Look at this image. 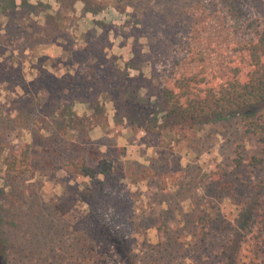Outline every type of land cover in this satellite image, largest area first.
Wrapping results in <instances>:
<instances>
[{
    "label": "rangeland",
    "instance_id": "rangeland-1",
    "mask_svg": "<svg viewBox=\"0 0 264 264\" xmlns=\"http://www.w3.org/2000/svg\"><path fill=\"white\" fill-rule=\"evenodd\" d=\"M10 6L0 0V226L12 264H28L27 257L36 264H125L106 234L127 239L135 264H259L264 147L244 133L239 116L171 126L159 90L180 76L216 84L233 66L246 71L243 45L264 32V0H85V9L100 13V35L87 34L91 50L73 53L94 61L97 86L83 83L80 72L70 80L51 77L41 69V49L31 60L29 49L56 33L22 15L49 9L38 3L19 14ZM110 38L112 49L95 47ZM80 99L95 106L93 122L104 123L101 102L113 103L131 141L150 147L145 168L121 160L113 137L100 142L101 155L100 143L66 130L75 114L68 106ZM127 102L140 103L150 130ZM20 143L30 146L28 170L7 174L8 147ZM81 156L91 168L101 159L111 164L103 187L64 166ZM252 158L260 164L250 165Z\"/></svg>",
    "mask_w": 264,
    "mask_h": 264
},
{
    "label": "trees",
    "instance_id": "trees-1",
    "mask_svg": "<svg viewBox=\"0 0 264 264\" xmlns=\"http://www.w3.org/2000/svg\"><path fill=\"white\" fill-rule=\"evenodd\" d=\"M33 37V35H31ZM255 40L243 45V49L248 54V62L245 64L246 71L240 66L230 68L231 77L213 84L201 75L180 76L177 79L163 85L159 90L160 100L164 109V119L172 126L179 125L185 127L207 121H219L226 117L239 116L241 118L244 133L253 136L256 141L264 147V115L260 108L264 106V32H256ZM11 43L10 38L7 39ZM95 70L90 71L93 75ZM89 74V72H88ZM0 78V82H4ZM98 79L91 80L97 84ZM83 101V99H80ZM127 111L131 109L137 113L139 125L143 126L144 120H140L141 108L139 102L126 103ZM28 110V109H27ZM130 113V112H129ZM132 115V116H133ZM130 117L129 115H127ZM126 115L124 117H127ZM70 121L66 125V130L77 133H86L88 128L83 120L77 119L75 114L70 115ZM133 118V121H136ZM132 121V120H131ZM29 144L20 143L17 146H9L8 154L4 159L5 173L23 172L29 167ZM250 165L260 164L258 158H252ZM71 166L78 170L80 174L89 180L95 179L96 183L104 186L105 178L110 176L111 164L101 159L97 162V168L86 165L85 157L81 156L77 160L67 161L64 166ZM101 166V167H100ZM102 176V181L97 180ZM93 197L92 191L89 192ZM1 221V217H0ZM249 222H246L248 225ZM106 240L111 246L116 248L125 264H135V259L131 255V249L127 245L125 237L118 240L110 234H106ZM9 240L5 237L0 226V264H12L15 257L10 252ZM28 264H36L37 258L27 257ZM264 264V259L259 262Z\"/></svg>",
    "mask_w": 264,
    "mask_h": 264
},
{
    "label": "crops",
    "instance_id": "crops-1",
    "mask_svg": "<svg viewBox=\"0 0 264 264\" xmlns=\"http://www.w3.org/2000/svg\"><path fill=\"white\" fill-rule=\"evenodd\" d=\"M9 2H11L12 6H10L7 11H13L14 13H19L24 10V8H32V5H37L38 3L44 6V8L49 9V11L41 10L37 11V13L27 10L24 15H22L23 17H34L33 19L38 20L37 23L39 25L43 27L49 25L51 26V30H54V33H56L52 36L51 40L39 41L33 48L29 49V51L34 53V56H31L32 58H30L31 60L38 59V56H36L35 53L41 49L42 54L40 55L42 56L40 57H43L45 60L42 62L41 69L51 77L55 79L69 78L70 80L73 79L74 75H77V72H80L79 75L82 74L81 79L83 83L88 84V86H97L99 84V80H97V84L91 83V80L96 78V70L93 72V75H91L90 71L95 67L89 65L94 61L82 62L74 57H76V52H86L91 50L86 38L87 34L90 33V35L92 34L94 37L100 35L99 31L101 28L94 25L97 19H102L97 18L100 13L91 12L85 9V0H9ZM21 3L23 4V7L21 6ZM60 21L62 23L67 21L66 26L63 24V26L60 25ZM41 35L42 34H40V37ZM108 41L109 45L107 46L95 44V47L106 52L114 47L113 40L110 38ZM16 51V49L11 50L7 48L5 52L9 53V55H15L17 54ZM27 51L28 49L25 48L23 53H26ZM67 52H70V55ZM53 61L56 62V65H54ZM102 65L103 64L99 67L102 68ZM101 94L102 93L98 94L96 98L97 101L102 97ZM96 100L95 103H97ZM97 105L99 104L97 103ZM68 107L75 112L76 116L84 118L85 122L88 123V121H90V124L84 125L88 128L86 134L91 142L100 143L103 139L113 137V147L121 149L119 155L121 160L124 161L128 158L131 159L134 164L139 165L142 168L146 167L145 159L147 160L146 156L150 147L145 146L144 143H136L134 139L131 141V138H133L132 131L126 127L124 119H119L120 122L115 120L116 110L111 101L105 103L101 102L99 105V109L100 107L104 109V113L102 114L104 116V123L99 120L97 122L92 121L97 115V113H95L96 108L94 105H90L87 101L75 100L74 104H71ZM98 147L99 153L104 155L105 151L101 150V148H106V145L100 143Z\"/></svg>",
    "mask_w": 264,
    "mask_h": 264
}]
</instances>
